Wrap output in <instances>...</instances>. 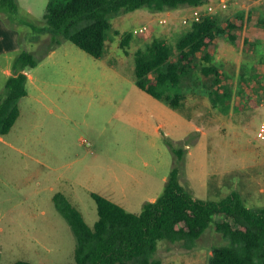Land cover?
<instances>
[{
    "label": "rangeland",
    "instance_id": "374dc122",
    "mask_svg": "<svg viewBox=\"0 0 264 264\" xmlns=\"http://www.w3.org/2000/svg\"><path fill=\"white\" fill-rule=\"evenodd\" d=\"M17 1L8 21L40 54L52 37L44 18L49 0ZM207 2L215 4L210 15L239 26L237 43L219 36L214 49L230 92L225 100L213 93L218 106L205 75L186 83L181 109L135 82L136 50L155 38L175 44L190 28L192 21L184 22L190 5L112 15L102 57L66 39L28 69L34 78L19 100L21 114L0 136V264L75 263L76 237L56 207V193L94 226L93 193L139 213L163 194L175 166L195 198L219 201L237 192L248 207H264V139L257 136L264 112V0ZM129 31L125 52L121 40ZM19 52L0 56V94L10 76L3 69L13 70ZM214 218L195 246L162 239L156 257L163 264H208L213 247L228 243L216 224L224 214Z\"/></svg>",
    "mask_w": 264,
    "mask_h": 264
},
{
    "label": "trees",
    "instance_id": "16d2710c",
    "mask_svg": "<svg viewBox=\"0 0 264 264\" xmlns=\"http://www.w3.org/2000/svg\"><path fill=\"white\" fill-rule=\"evenodd\" d=\"M207 0H49L44 18L52 32L46 48L37 54L26 47L19 34L21 50L13 63V74L0 94V136L8 134L20 116L19 100L28 94L27 70L35 67L63 40H71L95 57H102L107 49L111 16L146 6L156 11L182 6H201ZM19 10L17 0H0V16L8 25ZM10 15V16H9ZM264 25V15L260 19ZM237 23L222 22L205 15L192 21L190 28L175 44L155 38L135 52V82L143 90L181 109L188 81L211 77L209 90L215 106L217 98L230 97L220 68L214 63V49L219 36L238 42ZM133 36L123 33L121 47ZM226 90L221 94L220 87ZM213 93L216 97H213ZM181 155V150L174 147ZM99 218L94 226L84 219L81 210L65 194L58 192L54 201L68 220L76 237L73 264H163L156 257L159 241H187L189 247L214 222L216 214H224L217 221V229L228 243L216 245L208 264H264V207H248L237 192L219 201L195 198L180 181V168L175 166L163 194L144 204L141 212L127 210L116 201L93 193ZM15 264H31L20 261Z\"/></svg>",
    "mask_w": 264,
    "mask_h": 264
},
{
    "label": "crops",
    "instance_id": "0c3cea01",
    "mask_svg": "<svg viewBox=\"0 0 264 264\" xmlns=\"http://www.w3.org/2000/svg\"><path fill=\"white\" fill-rule=\"evenodd\" d=\"M13 25H7L0 17V56H11L13 53H18L21 50V44L19 41V32ZM54 52V51H53ZM8 75L13 74V70L10 71L8 68L3 69ZM260 70L264 71L262 65L260 66ZM31 70H27L28 81L27 85L34 78ZM40 90L42 87L38 86ZM29 92V91H28ZM21 114V109H20Z\"/></svg>",
    "mask_w": 264,
    "mask_h": 264
},
{
    "label": "built area",
    "instance_id": "2783aa9c",
    "mask_svg": "<svg viewBox=\"0 0 264 264\" xmlns=\"http://www.w3.org/2000/svg\"><path fill=\"white\" fill-rule=\"evenodd\" d=\"M206 4V7L203 8L202 6ZM201 6H193L191 16L189 18L185 17L184 22L188 21H199L201 20L205 15H210L214 9H215V4L213 2H207ZM223 7L227 6V3L225 0H222ZM167 21L166 18H159L160 23H165ZM264 23V22H263ZM148 29V25H144L142 29H138V31H145ZM257 136L261 139H264V112H263V117L261 119L259 128L257 130Z\"/></svg>",
    "mask_w": 264,
    "mask_h": 264
}]
</instances>
